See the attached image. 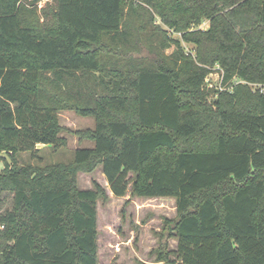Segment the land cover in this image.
I'll use <instances>...</instances> for the list:
<instances>
[{"label":"trees","instance_id":"obj_1","mask_svg":"<svg viewBox=\"0 0 264 264\" xmlns=\"http://www.w3.org/2000/svg\"><path fill=\"white\" fill-rule=\"evenodd\" d=\"M39 1L0 0V264H98L103 194L76 186L97 164L115 196L175 199L164 264H264V0H136L180 33L143 39L124 0ZM215 64L231 90L207 91ZM61 107L94 117L93 146L16 168V152L60 143Z\"/></svg>","mask_w":264,"mask_h":264},{"label":"rangeland","instance_id":"obj_2","mask_svg":"<svg viewBox=\"0 0 264 264\" xmlns=\"http://www.w3.org/2000/svg\"><path fill=\"white\" fill-rule=\"evenodd\" d=\"M134 1V2H133ZM136 0H124V18L130 28L138 27L141 38L148 29L158 28L159 38L178 37L180 33L162 24L152 10L143 12V16L134 11ZM52 0H40L38 10L42 6L50 7ZM152 20L153 26H143V22ZM208 26L207 21L200 24ZM138 36V35H136ZM186 49L193 44L182 41ZM175 49L172 44L165 52ZM223 70L215 64L206 77V88L211 94L216 91L231 90V85L222 84ZM252 86L251 83H249ZM58 123L61 127L58 136L60 143L56 146L37 143L31 150L18 151L15 154V167L45 169L54 165H69L73 162L74 150L78 147H91L93 141L84 136L85 130L94 127L93 116L81 114L75 108L61 107L57 111ZM7 153L6 151H1ZM12 164V159L11 163ZM4 160L0 158V170L4 169ZM99 186L103 196L96 201L97 210V262L98 264H164V252H172L176 248V239L169 231L178 218L173 197H140L130 193L128 189L123 196H115L110 191L106 178L97 164L91 171L76 170L77 188H93ZM11 193L0 191L3 204L0 215L6 208H11ZM173 258L174 254H170Z\"/></svg>","mask_w":264,"mask_h":264},{"label":"water","instance_id":"obj_3","mask_svg":"<svg viewBox=\"0 0 264 264\" xmlns=\"http://www.w3.org/2000/svg\"><path fill=\"white\" fill-rule=\"evenodd\" d=\"M0 157L4 158L7 161L8 164L11 163V158H10V156L7 153L0 152Z\"/></svg>","mask_w":264,"mask_h":264},{"label":"built area","instance_id":"obj_4","mask_svg":"<svg viewBox=\"0 0 264 264\" xmlns=\"http://www.w3.org/2000/svg\"><path fill=\"white\" fill-rule=\"evenodd\" d=\"M258 87L261 92H264V85H258Z\"/></svg>","mask_w":264,"mask_h":264}]
</instances>
